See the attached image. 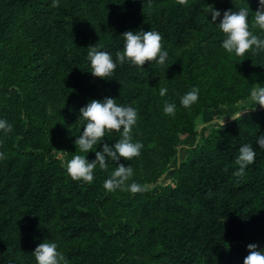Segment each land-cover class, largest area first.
<instances>
[{
    "label": "trees",
    "instance_id": "obj_1",
    "mask_svg": "<svg viewBox=\"0 0 264 264\" xmlns=\"http://www.w3.org/2000/svg\"><path fill=\"white\" fill-rule=\"evenodd\" d=\"M248 4L250 30L262 34L253 22L258 0H0V117L13 125L0 132V264H36L32 251L43 240L55 241L69 264H242L248 243L264 246V149L255 142L264 109L214 128L173 170L174 183L159 181L203 108L264 85V53H227L206 17L211 5ZM129 29L158 31L168 67L125 63L112 78L91 76L88 46L115 58ZM193 86L199 98L185 108L179 97ZM160 87L168 89L163 97ZM104 96L138 109L132 137L144 147L97 166L91 183L74 180L57 150L79 152V108ZM166 100L176 103L174 115L163 112ZM105 135L113 143L120 133ZM246 142L256 156L236 177ZM86 156L95 158L92 150ZM118 163L132 167L129 183L140 191L103 187Z\"/></svg>",
    "mask_w": 264,
    "mask_h": 264
},
{
    "label": "clouds",
    "instance_id": "obj_2",
    "mask_svg": "<svg viewBox=\"0 0 264 264\" xmlns=\"http://www.w3.org/2000/svg\"><path fill=\"white\" fill-rule=\"evenodd\" d=\"M179 4L188 6L189 0H178ZM252 10V9H251ZM255 15L253 22L262 34H253L249 26L250 6H241L236 10L228 8L220 10L211 7L206 9V17L210 14L209 20L223 34L220 42L227 53L236 57H245L247 51L264 53V0H258V6L252 10ZM122 37V48L113 54L98 47L96 44L88 46L87 67L85 68L93 77L103 79L112 78L114 70L118 65L129 63L143 68L145 62H155L156 65L166 69L169 65V53L162 45V36L156 30H126L120 34ZM179 55V53L177 54ZM168 92L166 87L159 88V95L165 96ZM199 98V88L193 86L179 97L180 104L190 108ZM264 107V85L253 87L246 99L237 102L238 115L242 110H247L245 105L249 102ZM176 103L165 101L163 112L167 115H174ZM236 119V116L230 115ZM79 134L76 135L73 143L79 152L71 158L62 161V166L74 180H82L91 183L94 179L93 170L99 166L100 169H107L110 161H119L121 157L130 160L138 157L144 145L141 141L133 140L132 131L138 120V109L132 105L118 104L116 97L104 96L102 98H91L79 108ZM82 127V130H81ZM13 130V125L5 118L0 117V132L5 134ZM115 130L120 133L118 139L113 143L104 140L106 132ZM259 149H264V134H258L255 139ZM252 143H243L238 147V155L235 164L238 167L234 171L236 177L245 173L246 167L254 162L256 150ZM98 144L100 145L97 149ZM92 150L94 159H88L86 153ZM76 151V150H75ZM74 151V152H75ZM83 153V154H80ZM4 153L0 152V158ZM132 167L125 163H118V166L111 170L103 182L107 191L116 189L132 192L140 191V185L135 181L129 183L133 176ZM247 255L243 257L242 264H264V247L252 242L246 245ZM36 264H69L65 255L58 250L55 241L43 240L32 251Z\"/></svg>",
    "mask_w": 264,
    "mask_h": 264
},
{
    "label": "rangeland",
    "instance_id": "obj_3",
    "mask_svg": "<svg viewBox=\"0 0 264 264\" xmlns=\"http://www.w3.org/2000/svg\"><path fill=\"white\" fill-rule=\"evenodd\" d=\"M13 42V41H12ZM15 43L13 42V45ZM240 101V100H239ZM238 102V101H237ZM237 102L232 104H221L217 107H205L203 108L200 115L197 116L195 120V134H181L179 142L175 148V156L171 159L167 166V169L160 177V182H172L175 180L173 178V170L178 166V164L185 158L188 154L190 148L194 147L200 141H202L214 128H219L225 126V124L232 120L230 115L239 116V108L237 107ZM245 107L247 110H242V113L249 110H260L264 109L259 104H254L249 101ZM57 156L65 161L71 158V154L67 153L62 146L57 150ZM264 247L263 245H259Z\"/></svg>",
    "mask_w": 264,
    "mask_h": 264
}]
</instances>
